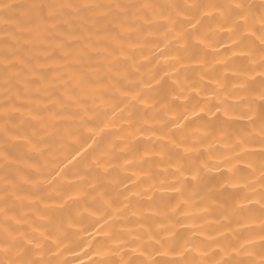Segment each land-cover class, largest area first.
Returning <instances> with one entry per match:
<instances>
[{
  "label": "bare ground",
  "instance_id": "bare-ground-1",
  "mask_svg": "<svg viewBox=\"0 0 264 264\" xmlns=\"http://www.w3.org/2000/svg\"><path fill=\"white\" fill-rule=\"evenodd\" d=\"M0 264H264V0H0Z\"/></svg>",
  "mask_w": 264,
  "mask_h": 264
}]
</instances>
